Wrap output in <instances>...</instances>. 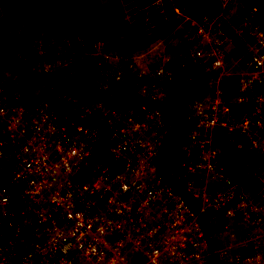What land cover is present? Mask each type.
<instances>
[{
    "label": "built area",
    "instance_id": "1",
    "mask_svg": "<svg viewBox=\"0 0 264 264\" xmlns=\"http://www.w3.org/2000/svg\"><path fill=\"white\" fill-rule=\"evenodd\" d=\"M220 5L213 16L189 17L187 58L203 88L185 106L178 156L169 167L189 179L184 189L196 212L155 172L166 129L155 107L142 102L133 114L94 101L80 104L77 120H61L44 104H5L0 88V264H194L201 251L213 255L198 213L219 210L244 225L264 224V20L252 24L258 9L248 5L228 32L222 12L228 8ZM230 35L248 40L246 55L228 62ZM223 75H233V84L221 83ZM237 103L249 108L232 115ZM100 106L107 115L102 126L82 123ZM100 129L107 142L94 156ZM225 146L246 148L257 162L253 175L263 192L253 201L223 173ZM10 186L18 187L16 197ZM225 247L220 264H264V243L251 253Z\"/></svg>",
    "mask_w": 264,
    "mask_h": 264
},
{
    "label": "trees",
    "instance_id": "2",
    "mask_svg": "<svg viewBox=\"0 0 264 264\" xmlns=\"http://www.w3.org/2000/svg\"><path fill=\"white\" fill-rule=\"evenodd\" d=\"M49 1L52 0H0V71L7 76L13 88L22 89L21 95L24 96L29 109L44 104L47 108L54 109L61 120L71 118L70 108L74 103L89 106L96 101L111 109H118L126 98L127 91L122 81L126 75L132 74L129 68L134 63V57L152 47L169 33L174 24L176 12L192 14L198 18L213 16L217 14L221 4V0H167L171 9L164 15L161 13L160 6L146 9L145 3L141 2L138 9L126 20L118 19L107 12H99L94 17H78L73 21L71 28L72 32L78 34L77 42L84 49H93L97 38L107 37L116 44V40L120 37L127 39L125 44L118 43V46L114 48V53L120 57L118 71L112 69V72L109 64L102 60L99 64L90 61L81 68L82 71L78 75L67 65H62L58 70L41 68L39 72H35L27 62L25 51L32 41L30 34V30L34 28L32 24H37L42 5ZM252 4L258 9L257 15L251 19L252 24H256L264 20V0H250L248 5ZM222 12L228 22L232 20L230 23L235 22L239 16L247 15V11L242 9H238L236 13L226 9ZM230 23H226L225 26H229ZM35 31L38 33L36 29ZM247 40L248 36L236 38L230 35L227 39L229 42L224 46V60L231 62L241 53L246 55ZM190 49L191 38L187 52ZM181 64V62L176 64L175 80L182 81L189 78L194 80V84L190 83V86L184 87L180 94L166 92L154 95L153 98H147L145 101L137 100L134 106L137 107L144 102L149 107H155L164 122L170 126L166 141L157 148L154 155L155 172L181 194L189 208L196 212L194 201L184 189V184L189 179L176 176L169 170L171 158L178 156L179 136L185 123V104L191 97L202 92L203 88V77L199 69L189 61H185L182 66ZM233 77V75H223L221 83L233 84ZM2 94L5 95V104L14 103L11 91L6 87L2 90ZM248 108L243 103H237L231 105L230 111L234 115L245 112ZM81 121L89 123L90 118L85 117ZM106 142V133L100 129L94 156L97 152L103 153ZM252 156L246 148L233 149L225 146L221 148L219 164L222 166L223 173L231 177L237 185L251 187L253 196L259 197L263 189L261 186L257 190L252 187L256 183L253 171L257 164ZM9 188L12 196L16 197L18 187L10 186ZM206 217L208 213L197 215L199 221H203ZM201 226L207 237L206 226L202 224ZM3 240L1 237L0 244ZM210 251L211 245L208 241V252ZM209 258L214 263L218 262L211 252Z\"/></svg>",
    "mask_w": 264,
    "mask_h": 264
},
{
    "label": "rangeland",
    "instance_id": "3",
    "mask_svg": "<svg viewBox=\"0 0 264 264\" xmlns=\"http://www.w3.org/2000/svg\"><path fill=\"white\" fill-rule=\"evenodd\" d=\"M141 2L145 3L146 9L160 6L161 13L164 15L171 9L167 0H52L44 3L37 24H32L34 27L30 30L32 41L25 51L30 68L39 72L41 68L44 69L50 64H53L52 69L57 70L62 65H67L79 75L82 71L81 68L90 61L99 64L102 60L109 64L111 70L116 71L117 67L120 66V57L114 53V48L118 46V43L125 44L127 39L120 37L116 40V44L107 37L97 38L93 49H84L77 42L78 34L72 32V23L78 17H94L99 12L111 13L118 19L126 20L138 9ZM221 2L227 5L228 11L236 13L238 9L245 11L250 0H221ZM220 7L217 13L221 12ZM176 13L174 24L169 33L152 47L134 57V63L129 68L132 74L126 75L122 81L127 94H125L126 98L122 103L123 105L119 108L131 111L133 114L137 113V107L134 106L137 100L145 101L147 98H153L154 95H161L166 92L178 94L184 87L186 88L194 82L193 79L190 80L189 78L188 80L176 81L174 75L177 68L176 64L180 62L184 64L185 61H188L187 51L192 34L189 17L196 19V16ZM230 24L233 25L234 22ZM227 27L229 32L231 26ZM228 42L225 41V43ZM230 43H232L231 38ZM162 64H165L164 73L157 75L156 69ZM5 87L11 91L14 103L26 102L24 96L21 95L22 89L13 88L7 76L0 71L1 94ZM3 96L5 97V95ZM80 108L79 104H72L69 116L77 120L81 113ZM99 108L98 112L96 111L91 116L92 121L88 122L102 126L107 115L103 114L105 112L103 107ZM165 128L161 144L166 141L170 131L168 124L165 125ZM4 165L5 161H0V174L4 170ZM238 186V190L242 191L246 199L253 201L256 198L253 196L251 187ZM259 186H261L260 183L256 181L252 187L257 190ZM196 220L200 226L201 224L206 226L207 240L216 260L222 258L221 253L223 249H226V244L230 245L229 249L238 248L251 253L264 243V224L255 225L250 222L249 225H244L235 213L228 215L215 210L208 212V217L203 221H199L198 218ZM194 264H213V262L204 251H201L197 262Z\"/></svg>",
    "mask_w": 264,
    "mask_h": 264
},
{
    "label": "crops",
    "instance_id": "4",
    "mask_svg": "<svg viewBox=\"0 0 264 264\" xmlns=\"http://www.w3.org/2000/svg\"><path fill=\"white\" fill-rule=\"evenodd\" d=\"M192 199V198H191Z\"/></svg>",
    "mask_w": 264,
    "mask_h": 264
}]
</instances>
